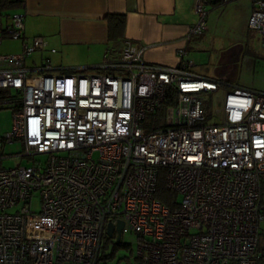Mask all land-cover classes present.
Masks as SVG:
<instances>
[{"label":"built area","instance_id":"built-area-1","mask_svg":"<svg viewBox=\"0 0 264 264\" xmlns=\"http://www.w3.org/2000/svg\"><path fill=\"white\" fill-rule=\"evenodd\" d=\"M217 1L231 0H195L185 40L203 33L206 5ZM252 1L248 27L264 41V0ZM5 38H24L21 14L0 22ZM43 47L37 37L0 56V91L15 95L0 105L18 104L0 164L14 157L3 154L14 142L16 157L31 161L0 167V264H101L107 225L118 221L121 237L137 239L131 264H255L264 92L229 89L213 125L200 95L230 86L191 72L184 49L175 65L153 64L126 39L92 71L52 75L48 63L26 66ZM159 181L176 195L171 207L155 196Z\"/></svg>","mask_w":264,"mask_h":264},{"label":"crops","instance_id":"crops-1","mask_svg":"<svg viewBox=\"0 0 264 264\" xmlns=\"http://www.w3.org/2000/svg\"><path fill=\"white\" fill-rule=\"evenodd\" d=\"M194 3L195 0H23L11 15L23 16L24 38L17 40L12 49L8 48L11 43L4 41L8 38L3 39L0 45L5 44V48L0 56L19 54L24 43L29 44L38 37L44 47L26 59L27 67L33 69L48 63L52 75L78 70L89 72L102 62L105 52L118 55L128 39L145 46L143 57L153 64L175 65L178 51L184 49V59L193 63L190 70L194 71L196 64L190 50L197 47L198 40L193 37L185 40L188 29L198 20ZM214 3L206 7L220 6ZM252 10V5H248L246 13L250 15ZM11 15H1V24L5 25ZM110 15L124 17L123 30L113 35L115 38L119 35L117 42L110 39L107 20ZM261 42L264 47V41ZM204 78L216 79L211 75ZM255 264H264V220L259 225Z\"/></svg>","mask_w":264,"mask_h":264},{"label":"rangeland","instance_id":"rangeland-1","mask_svg":"<svg viewBox=\"0 0 264 264\" xmlns=\"http://www.w3.org/2000/svg\"><path fill=\"white\" fill-rule=\"evenodd\" d=\"M248 5L250 7L252 5L253 9L252 0H232L217 8L206 7V29L201 35L192 38L197 39L198 42L196 43L197 47L190 50L196 64L194 71H190L200 77L211 75L230 86L223 87L211 95H200L204 100L206 119H210L213 125L218 124L220 120V115L215 114L221 110L222 96L229 89L238 88L264 92V47H262L259 37L248 27V20L252 13V11L249 12L250 15L246 13ZM9 14L11 15L12 12ZM2 18L4 19L3 16ZM4 41H9L11 44L8 48L12 49L16 46L17 40L5 39ZM4 48L5 44L0 45V51H3ZM11 106L10 104L0 105V137L12 131L13 111ZM21 151L20 143L14 142L6 145L3 148V154L14 157L3 160L0 167L7 169L19 165H29L31 161L16 157ZM40 159L42 158H36V160ZM22 206L20 204L9 212L14 213ZM39 206L38 195H34L29 208L31 211L38 212ZM136 247L137 239L133 234L122 235L120 242L116 241V236L108 238L104 254L113 255V257L110 260L102 261L101 264L134 262Z\"/></svg>","mask_w":264,"mask_h":264},{"label":"trees","instance_id":"trees-1","mask_svg":"<svg viewBox=\"0 0 264 264\" xmlns=\"http://www.w3.org/2000/svg\"><path fill=\"white\" fill-rule=\"evenodd\" d=\"M22 4H23V0H0V16L4 15V16L9 17V15H10L9 13L12 10H14L16 7H19V5L21 6ZM214 4L215 5H218V4L222 5L223 3H221L220 1H217ZM107 20H108L109 30H110V34H111L110 39L117 42V40L119 39V35L116 38L113 35L114 34L117 35L119 32H121L123 30L124 22H125L124 17L119 16V15H110L107 17ZM14 96L15 95H12V92L9 90H1L0 91V101L7 100L8 97H14ZM11 107H12V111H13V110H15L16 107H18V104L12 105ZM155 196L163 204H166L169 207L174 205L173 201H174V199H176V195L174 193L165 189L162 181H159ZM105 240H104V243H103L102 249H101V255H100L101 261L110 260L113 257V255L109 256V255L104 254V248H105L106 242L108 241V238H105ZM134 259H135V257H134ZM131 263L132 262L129 261L127 264H131Z\"/></svg>","mask_w":264,"mask_h":264},{"label":"water","instance_id":"water-1","mask_svg":"<svg viewBox=\"0 0 264 264\" xmlns=\"http://www.w3.org/2000/svg\"><path fill=\"white\" fill-rule=\"evenodd\" d=\"M122 227H123L122 221H118L115 226L112 225L111 223H109L107 225L106 236L108 238H113V233L115 231L116 232V241L119 242L120 241V237H121V229H122Z\"/></svg>","mask_w":264,"mask_h":264},{"label":"clouds","instance_id":"clouds-1","mask_svg":"<svg viewBox=\"0 0 264 264\" xmlns=\"http://www.w3.org/2000/svg\"><path fill=\"white\" fill-rule=\"evenodd\" d=\"M31 134H32L34 137L39 136V134H40V127H39V126L35 127V129H33V130L31 131Z\"/></svg>","mask_w":264,"mask_h":264}]
</instances>
